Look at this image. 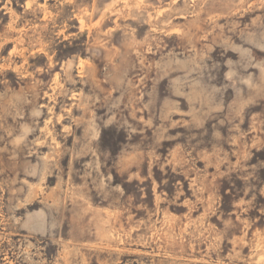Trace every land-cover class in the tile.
Listing matches in <instances>:
<instances>
[{"label":"rangeland","instance_id":"374dc122","mask_svg":"<svg viewBox=\"0 0 264 264\" xmlns=\"http://www.w3.org/2000/svg\"><path fill=\"white\" fill-rule=\"evenodd\" d=\"M0 264H264V0H0Z\"/></svg>","mask_w":264,"mask_h":264}]
</instances>
